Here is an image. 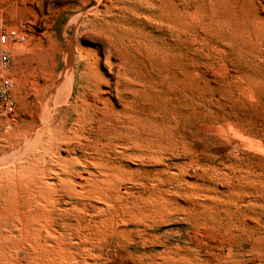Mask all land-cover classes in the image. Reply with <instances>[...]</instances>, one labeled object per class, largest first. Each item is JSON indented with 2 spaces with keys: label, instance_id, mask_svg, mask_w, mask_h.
I'll use <instances>...</instances> for the list:
<instances>
[{
  "label": "rangeland",
  "instance_id": "obj_1",
  "mask_svg": "<svg viewBox=\"0 0 264 264\" xmlns=\"http://www.w3.org/2000/svg\"><path fill=\"white\" fill-rule=\"evenodd\" d=\"M99 3L131 16L125 0H0V37L29 34L0 71L15 84L0 117V264H264V0H177L178 22L149 23L175 43L156 60L116 48ZM108 45L140 72H171L170 100H140L149 120L128 149L78 126V85L66 102L70 47Z\"/></svg>",
  "mask_w": 264,
  "mask_h": 264
},
{
  "label": "bare ground",
  "instance_id": "obj_2",
  "mask_svg": "<svg viewBox=\"0 0 264 264\" xmlns=\"http://www.w3.org/2000/svg\"><path fill=\"white\" fill-rule=\"evenodd\" d=\"M125 1L131 7V16L120 19L114 16L111 5L98 4L95 11L103 18H107L104 22L108 28H102L103 33L120 50L129 49L137 53H147L153 56V60L164 59L165 57L170 59V54L175 49V43L168 39L164 30L154 31L149 23L155 22L161 25L175 23L181 17L177 0ZM81 5L84 7L86 3ZM166 27L168 28V26ZM114 51V45L106 46L103 54L99 51L75 50L73 46L70 47L68 52L70 78L66 102L73 99L75 87L78 85L75 98L76 108L78 109L76 120L78 126L80 128L87 127L89 124L98 126L109 138V142L123 140L122 145L127 146L128 149L131 143L140 140V136L137 134L139 123L149 120L146 112L142 110L145 106L140 103V100H170L168 82L171 72L168 70L160 72L158 76L154 72H140L134 64L123 56L119 60L115 59ZM117 54L116 56H118ZM169 59L167 60L169 61ZM101 66L106 71H102ZM82 80L84 85H79ZM43 115L44 112L42 113V119ZM44 117H46V114ZM46 119L49 120V118ZM44 122L47 123L48 121L44 120ZM44 122L42 120V127L45 126ZM160 125L159 121L153 126L159 127Z\"/></svg>",
  "mask_w": 264,
  "mask_h": 264
},
{
  "label": "built area",
  "instance_id": "obj_3",
  "mask_svg": "<svg viewBox=\"0 0 264 264\" xmlns=\"http://www.w3.org/2000/svg\"><path fill=\"white\" fill-rule=\"evenodd\" d=\"M28 39L29 34L26 26L2 33L0 37V71H5L12 65L11 46L24 45ZM14 91V82L9 78H4L0 86V117H10L14 114Z\"/></svg>",
  "mask_w": 264,
  "mask_h": 264
}]
</instances>
